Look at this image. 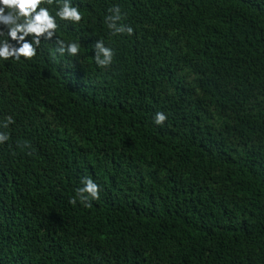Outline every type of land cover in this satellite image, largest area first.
I'll return each mask as SVG.
<instances>
[{"label": "trees", "instance_id": "1", "mask_svg": "<svg viewBox=\"0 0 264 264\" xmlns=\"http://www.w3.org/2000/svg\"><path fill=\"white\" fill-rule=\"evenodd\" d=\"M71 3L78 55L0 59V264H264V0Z\"/></svg>", "mask_w": 264, "mask_h": 264}, {"label": "clouds", "instance_id": "2", "mask_svg": "<svg viewBox=\"0 0 264 264\" xmlns=\"http://www.w3.org/2000/svg\"><path fill=\"white\" fill-rule=\"evenodd\" d=\"M56 6L55 14L50 12L49 7ZM110 15L105 17L108 29L113 35L127 34L131 36L134 29L123 23L125 19L119 6L109 9ZM57 18L61 21H71L79 23L82 13L79 6H74L71 0H0V59H15L19 61L21 57L32 59L37 54V49L41 46V39H55V52L63 55L65 52L70 56H76L80 52L78 42H65L55 36L59 27ZM55 55L53 60H55ZM114 58V50L105 46L102 40H97L94 44V62L98 67H109ZM167 120L163 112H156L154 122L161 125ZM11 117L6 119L3 127L13 123ZM9 139L7 133H0V143ZM25 146L31 147L27 142ZM82 187H78L76 197L70 199L69 203L75 204L78 198L85 207H91L92 200L99 199L100 187L90 177L81 179Z\"/></svg>", "mask_w": 264, "mask_h": 264}]
</instances>
